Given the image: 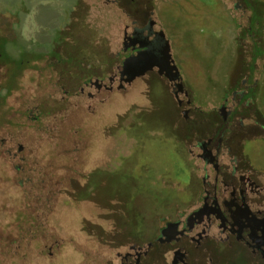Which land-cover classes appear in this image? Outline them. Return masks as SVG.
I'll use <instances>...</instances> for the list:
<instances>
[{
	"label": "flooded vegetation",
	"instance_id": "flooded-vegetation-1",
	"mask_svg": "<svg viewBox=\"0 0 264 264\" xmlns=\"http://www.w3.org/2000/svg\"><path fill=\"white\" fill-rule=\"evenodd\" d=\"M216 1L222 21L204 51L194 20L211 0L1 4L23 58L5 76L0 44L2 117L84 137L67 165L98 184L82 197L69 189L71 208L52 221L93 262L264 264V165L249 150L264 143V0ZM133 90L142 98L127 100ZM17 151L6 139L4 158ZM106 176L135 192L106 204Z\"/></svg>",
	"mask_w": 264,
	"mask_h": 264
},
{
	"label": "rangeland",
	"instance_id": "rangeland-1",
	"mask_svg": "<svg viewBox=\"0 0 264 264\" xmlns=\"http://www.w3.org/2000/svg\"><path fill=\"white\" fill-rule=\"evenodd\" d=\"M32 1L0 0V14L3 7L1 4H9V9L14 10L17 4H31ZM211 2L212 4H208L209 12L207 15H201L200 19L194 20L197 37H200V40L197 39L196 43L200 45V50L202 51L207 47L204 38L211 33L212 24L215 23V27H219L218 23L222 21V13L220 12L223 10L221 4L216 0H211ZM13 36L14 34L10 27L1 24L0 21V44L3 46V53L9 54V57L4 56L1 58L5 76H11L14 72H17L22 61V54L17 51L18 47H16L15 43L7 42V40L15 42ZM196 71L201 70L196 69ZM19 81L20 79L16 75V77L9 80V84L16 86ZM126 97L127 100L142 98L138 90H133ZM127 100H119L117 104V99H113L114 103L109 107L114 108V104L115 108L123 106ZM58 129L57 131H50L55 134L62 132ZM249 146L250 151L257 150L256 153L260 157L257 159L264 165V143L257 144V148H254L252 143ZM69 167L74 168V170L71 171L65 187L56 198L53 197L55 194L52 196V193L42 194L39 191L28 196L27 199L15 197V194L9 197L7 196L6 187L0 183V264H99L87 258V251L81 253L77 249L67 246L65 242L68 240V236L52 221L55 214L54 209L65 210L71 208L68 205V196L71 192L69 189H73L72 192L75 195L82 197L91 194L93 188L98 184L96 172L93 173L96 175L92 174V176L87 174L85 168L72 167L71 165ZM104 182L105 184L98 189V194L100 199L104 198L106 204L111 203L109 198L115 195L116 192L125 193L130 198L132 195L130 192L134 191L129 185L119 190L122 187L121 183L124 182L116 178L106 176ZM127 202L125 203L126 208L133 211L135 206L131 204L130 200ZM85 207L93 209L90 203ZM121 207L125 208L123 203ZM87 216L91 215L87 214ZM66 218L64 215L62 223L64 227L67 225ZM74 226L76 227V223ZM80 227L77 228L78 232H76L78 236L83 234ZM76 239L79 241V238ZM88 252H91V250Z\"/></svg>",
	"mask_w": 264,
	"mask_h": 264
},
{
	"label": "trees",
	"instance_id": "trees-1",
	"mask_svg": "<svg viewBox=\"0 0 264 264\" xmlns=\"http://www.w3.org/2000/svg\"><path fill=\"white\" fill-rule=\"evenodd\" d=\"M17 123L20 124V128L32 129L34 126L37 131L35 133L32 130L21 131L20 134L9 132V136L6 137L3 129L7 127L11 131ZM50 130V126L43 122L39 131L37 124L16 121L12 118L5 120L0 107V183L6 187L7 196L11 197L15 194V197L27 199L38 191L42 194L52 193V196L55 194L54 198L60 195L71 171L74 170L67 165L71 159L70 150L83 145L84 137L67 132L55 134ZM6 139L11 150L17 151L19 146L23 145L24 151L19 150L15 154H9L7 159L4 158L3 146ZM52 147L57 150L56 157L49 152ZM35 148L41 150L39 157L33 151Z\"/></svg>",
	"mask_w": 264,
	"mask_h": 264
},
{
	"label": "water",
	"instance_id": "water-1",
	"mask_svg": "<svg viewBox=\"0 0 264 264\" xmlns=\"http://www.w3.org/2000/svg\"><path fill=\"white\" fill-rule=\"evenodd\" d=\"M0 48H1V46H0Z\"/></svg>",
	"mask_w": 264,
	"mask_h": 264
}]
</instances>
